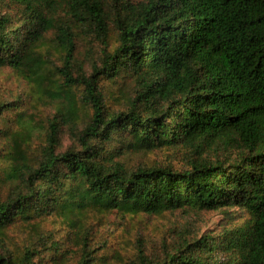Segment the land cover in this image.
I'll use <instances>...</instances> for the list:
<instances>
[{
    "label": "trees",
    "instance_id": "trees-1",
    "mask_svg": "<svg viewBox=\"0 0 264 264\" xmlns=\"http://www.w3.org/2000/svg\"><path fill=\"white\" fill-rule=\"evenodd\" d=\"M79 25L98 44L86 68ZM0 68L31 84L0 98V264H264V0H0ZM46 97L59 105L34 149ZM163 149L183 163L131 161ZM215 210L228 226L125 257L87 223Z\"/></svg>",
    "mask_w": 264,
    "mask_h": 264
},
{
    "label": "rangeland",
    "instance_id": "rangeland-1",
    "mask_svg": "<svg viewBox=\"0 0 264 264\" xmlns=\"http://www.w3.org/2000/svg\"><path fill=\"white\" fill-rule=\"evenodd\" d=\"M78 31L77 44L75 50V56L77 60L82 62L84 68L88 65L87 50L92 47H97L98 44L93 39V36L87 32L85 25L76 26ZM49 52V60L55 62L58 54L53 49H47ZM30 85L24 78L18 76L8 68H0V98H11L17 96L27 97L30 91ZM108 86V85H106ZM113 103V101H112ZM58 100L49 99L41 101L35 105V108L30 107V113L32 115L33 124V137L32 146L37 148L41 142V133L43 131L44 118L46 115H52L57 106ZM14 115L10 118L13 120ZM63 145L67 146L70 143V139L67 136H63ZM2 143L0 141V150ZM1 157V152H0ZM140 160L146 162H159L163 164H172L174 167H178L183 163L182 155L176 150H158L149 152L143 156H135L131 158V161ZM1 163V160H0ZM2 185V184H1ZM4 186V185H3ZM2 186V187H3ZM0 187L3 193L6 188ZM236 218L234 223H240L243 217ZM87 223L92 225L94 230L93 240L95 242H105V247L100 251L101 254H113L115 251H119L122 256H129L134 251V243L138 239L142 241L144 247L147 250H154L158 247L163 240L170 241L175 238L177 232H191V231H214L220 230L223 227L228 226L230 221L219 210L215 211H200V212H166L158 216H148L145 214L132 215L129 213L110 212L108 214H91L87 219ZM65 226L61 220L56 217L48 218L39 222V227L45 230H59ZM9 240L17 241L21 244L24 238H28L30 231L23 226H14L8 229ZM71 250L73 246L71 243L66 244ZM109 264H118V261L110 260Z\"/></svg>",
    "mask_w": 264,
    "mask_h": 264
}]
</instances>
